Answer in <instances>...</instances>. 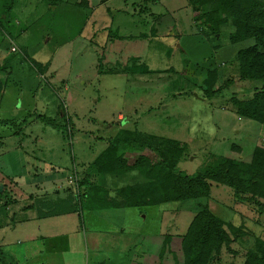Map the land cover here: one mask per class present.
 Returning a JSON list of instances; mask_svg holds the SVG:
<instances>
[{
  "label": "rangeland",
  "instance_id": "obj_1",
  "mask_svg": "<svg viewBox=\"0 0 264 264\" xmlns=\"http://www.w3.org/2000/svg\"><path fill=\"white\" fill-rule=\"evenodd\" d=\"M76 1L14 0L10 9V0L0 1V58L8 57L0 59V75L10 72L9 90L0 93V135L12 133L13 142L27 146V155L19 150L23 155L13 158L17 167H10L9 156L0 162L1 186L12 185L7 171L34 174L41 167L51 183L65 179L61 185L72 200L77 178L121 129L187 144L178 170L188 175L223 157L250 163L256 148L264 150V123L239 116L233 104L264 88V81L240 78L238 52L254 40L231 44L235 28H219V34L208 28L204 15L220 11V3L196 8L190 0H78L79 7ZM94 21L98 29L108 25L107 34L120 30V38L102 48L99 63L95 49L82 46ZM66 83V90L59 88ZM43 96L51 97L49 110ZM62 102L69 115L56 119L60 128L38 118H56L55 105ZM119 154L130 164L143 155L153 163L160 158L148 148L121 146ZM238 171L240 191L214 182L208 199L50 219L36 241L22 239L5 251L16 255L14 264H182V237L207 204L232 239L211 264H245L250 255L264 256V186L252 187L247 170ZM94 177L109 196L146 181L138 173L118 182Z\"/></svg>",
  "mask_w": 264,
  "mask_h": 264
},
{
  "label": "trees",
  "instance_id": "obj_2",
  "mask_svg": "<svg viewBox=\"0 0 264 264\" xmlns=\"http://www.w3.org/2000/svg\"><path fill=\"white\" fill-rule=\"evenodd\" d=\"M190 1L196 8L221 4L220 11L215 10L204 15L206 25L217 34L219 28L230 26L235 28L228 36L231 44L254 40L253 45L238 52L240 78L244 81H264V2ZM145 72L149 70L146 68ZM233 104L237 107L239 116L264 123V88L257 91L250 100L233 99ZM61 115V119H66V111L63 108ZM38 118L55 129L61 126L54 118L43 115ZM121 146L128 149H151L159 154V161L153 163L149 157L143 155L135 163H127L123 159V154H119ZM188 148L189 146L181 141L145 134L137 128L121 129L117 135L109 138V146L90 165L88 173L80 174L81 179L77 178L79 187L73 194L74 199H66L59 203L64 211L50 207L47 214L52 216L56 213H78L82 216L83 212L100 214L107 209H143L174 202L208 199L214 182L240 191L242 180L239 178L238 168L247 170L249 185L256 188L264 186L263 149L256 148L250 163L242 164L223 157L220 159L221 163L194 175H188L178 170V165L185 158ZM134 173H138L146 181L121 187L112 196L108 195L105 186L94 179V175H97L100 179H113L118 182ZM224 225L225 222L214 215L207 204L201 207L182 237V264H211L223 246L232 242ZM8 257L9 253L0 249V264H9ZM245 264H264V256L250 255Z\"/></svg>",
  "mask_w": 264,
  "mask_h": 264
},
{
  "label": "crops",
  "instance_id": "obj_3",
  "mask_svg": "<svg viewBox=\"0 0 264 264\" xmlns=\"http://www.w3.org/2000/svg\"><path fill=\"white\" fill-rule=\"evenodd\" d=\"M0 1H3V0H0ZM57 1L65 2V0H57ZM77 2L79 1L77 0L75 2V5L79 6L77 5ZM11 3L14 4V0H10V2H8L9 9L12 6ZM142 3L143 1H141L140 4ZM86 6H89V5L87 4ZM3 18H6V17L4 16ZM96 25H97L96 21H94L92 32L88 34V36L83 37L88 42L85 41L84 45L82 46L89 45L93 47V49H95L96 54L99 56L98 61H97L99 63V61L102 59V56L100 57L102 48L105 47V44L107 45L109 41H113L114 37L120 38V30L117 29L116 31L114 32L111 31L110 33L107 34L106 31L110 29L108 25L107 27L104 26V28L102 29H98L99 26H96ZM101 30L105 31L104 32L105 34L103 35V37L100 36V38L97 39V34ZM141 36L143 39L144 38L148 39V35L143 34ZM126 37L128 39L129 36H126ZM92 40H94L95 42H93ZM3 45L5 44L3 43ZM16 48L19 49L18 46ZM1 51H3L2 53H5L4 49L3 50L1 49ZM6 58H8L7 54H5V56L0 59L5 60ZM1 64L2 63H0V66ZM9 73L10 72H7L6 74L7 77L3 76L2 74L0 75V93H3L4 95L9 90V86H8V82H9L8 74ZM48 73H49V70L44 76H46ZM3 78H7V80L4 81ZM63 87H65V90H66L67 83L59 88H63ZM43 98H44V101L42 102L45 103L44 105L45 109L49 110L47 106L49 104L48 100L51 99V97H49L48 99L47 97L43 96ZM62 103L56 104V105L54 104L55 112H56V116H55L56 118L54 119H58V117L60 116L62 117L61 110L59 111V108H60L59 105L61 106ZM62 105L63 107H61V109L64 108V110L66 111V115L68 116L69 107L67 103L64 102ZM29 115H32V117L35 116L34 114H29ZM15 136L16 135H13L12 133H10L7 136L6 135L2 136V139H0V162L8 156L11 157L13 161H11L10 167L12 169L15 166L17 167L18 162H19V160L17 161L16 159H13V158H15L18 154H20V156L23 155L21 153H18V151L21 150L22 152L24 150V152L22 153H25L26 152L25 149H27V146L23 144L18 145L16 142H13ZM50 169H51V172H55V169L53 167H50ZM7 172L8 174H10L9 181H11L12 185L11 184L10 186L0 185V249L5 251L10 245L14 244L16 241L20 242V240L22 239H24L23 241L25 242H34L37 240L38 237H41L42 234H38L37 230H40L42 225L45 222L47 223V221L50 219H55V218L64 217V216H71V215L76 214V213H70V214L56 213L52 216H48L47 214L50 207H57V210H61V212L64 211V209L60 208L59 203L66 200V197H67L65 189H63L62 188L63 185H61L62 183L64 184L65 179L53 181L54 183H51L50 182L51 176L47 175L44 169H42L41 167L37 168L34 174L30 170L25 171L22 174L19 173L16 169L14 171H7ZM34 176H37V178L33 179ZM57 183L60 184L58 186L59 189L56 188ZM14 184L15 186H13ZM74 192L76 191L74 190ZM15 198L16 199L19 198V200H15ZM1 199H6V201H2ZM103 211L107 213H111V212H116L119 210H112V209L108 210L107 209ZM103 211L100 212L99 215L103 214ZM52 225L57 226V223L52 222ZM54 236L60 237L62 235L54 234ZM43 237L47 238L49 236H43ZM8 258L10 260L12 258L16 259L17 257L15 254L9 253Z\"/></svg>",
  "mask_w": 264,
  "mask_h": 264
},
{
  "label": "built area",
  "instance_id": "obj_4",
  "mask_svg": "<svg viewBox=\"0 0 264 264\" xmlns=\"http://www.w3.org/2000/svg\"><path fill=\"white\" fill-rule=\"evenodd\" d=\"M12 51H13V52H17V48H16V47H13V48H12Z\"/></svg>",
  "mask_w": 264,
  "mask_h": 264
}]
</instances>
